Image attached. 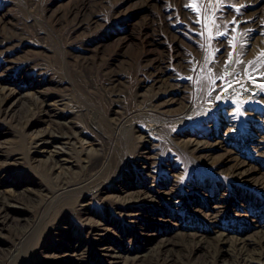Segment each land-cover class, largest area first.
I'll return each mask as SVG.
<instances>
[{
    "label": "rangeland",
    "instance_id": "obj_1",
    "mask_svg": "<svg viewBox=\"0 0 264 264\" xmlns=\"http://www.w3.org/2000/svg\"><path fill=\"white\" fill-rule=\"evenodd\" d=\"M257 90L264 97V0H0V195L22 200L13 209L18 220L37 219L7 264H61L52 255L72 246L88 254L85 264H122L102 248L135 256L191 232L203 234L197 259L221 238L253 246L264 232V191L254 184L264 173ZM37 98L46 101L29 112ZM147 109L169 119L158 123L159 135ZM49 118L73 125L86 147L117 162L107 189L77 186L73 196L39 205L36 189L87 172L86 155L65 153L59 167L32 143ZM229 123L237 124L232 132ZM138 126L145 142L136 139ZM197 134L204 142L187 148ZM236 157L259 168L250 184L214 166ZM134 191L146 198L123 207L129 200L120 196ZM14 222L0 225V253L32 226ZM97 233L106 243H94Z\"/></svg>",
    "mask_w": 264,
    "mask_h": 264
},
{
    "label": "bare ground",
    "instance_id": "obj_2",
    "mask_svg": "<svg viewBox=\"0 0 264 264\" xmlns=\"http://www.w3.org/2000/svg\"><path fill=\"white\" fill-rule=\"evenodd\" d=\"M163 70L164 68H160V73H163ZM233 92H234L233 94L231 93L232 96H234L236 91L233 90ZM243 92L246 93L245 91ZM236 94L238 95V93ZM254 94H256L255 97H253L254 102H256L257 104L264 103V97H262L259 91L258 93L254 92ZM251 96L253 95L251 94ZM215 97L217 98V96ZM220 98H223V96ZM227 98L229 97L227 96ZM253 98L250 99L252 100V102H253ZM33 101L34 102L28 104L29 112H33L35 109H38L40 105H43L46 100L37 98V101L36 99ZM192 106L194 107L193 103L183 112L187 110L188 112H192L193 111ZM191 109L192 111H190ZM231 112L232 115H234L233 113L234 111L231 110ZM143 113L146 115L145 119H149L148 121L150 122H155L153 126H150V132L153 134L155 131L156 134L159 135L161 131V126H159L158 123L160 121H162L163 123H167L169 119L167 117L160 118L158 116H155L154 112L148 109L146 111L143 110ZM255 116L260 117V115L251 114L248 115L246 118L249 119ZM48 121H50L49 125H47L42 132L36 134L31 138L32 143L34 145L39 146L41 149L43 148V150L47 152L49 151L48 157L52 158L55 164H57L59 167L65 165V163L63 164V160H62L63 155L65 153L68 154L73 153L78 160H80L81 154L86 155L85 157L86 165L84 168L87 170V172L86 173L84 172L82 176H80L75 180L60 179L58 182H56L53 185L46 186L38 190L36 189L35 192L43 196L42 198H40L39 205L47 202L48 199L52 198L54 195L55 197L62 196L64 194H69V196H73L71 195V192L76 191L74 189L77 186H81L82 188L85 187L86 189L94 186L95 188H98V191L107 189L106 186H102V185L108 182L107 180H109V173L113 170V168L114 167L118 168L116 165L117 162L116 161L113 162L110 155H108V153H105L102 147L100 149L95 148L94 145H92L90 148L86 147L89 140L87 138L82 139L80 137L81 133L75 130L73 125H64L59 122L52 121L51 118H49ZM119 124H122L121 119L119 120ZM28 125L30 126V124ZM123 125L124 124L121 125V128ZM132 125L133 123L126 126V128L132 131L134 129ZM228 127L229 128L227 130L229 132H232L237 127V124L229 123ZM138 128L139 129L136 130V132H140V131L145 132L144 130H142L143 128H141L140 126H138ZM141 132L136 136V139H138L140 142L142 141L145 142V140L143 139L145 133H141ZM259 136H260V140H264V132H262V134ZM199 138L200 137L197 134V135H193L190 139H188V141H186L187 148H196L197 146H200L204 141L199 140ZM77 143H81L79 149H77L75 146ZM69 147L72 151H68L70 150ZM139 149H140V145L136 144L134 154H136L135 157L138 159L141 158L142 156L137 153ZM191 160L194 159L191 158ZM195 165L197 167L199 166L197 164ZM214 166L216 167L217 170H220L219 172L227 173L226 177L227 176L236 177L238 180H241V182L244 184L245 183L250 184L251 182L250 180H252L253 178L252 176L254 175L253 173L259 171V168L254 163L247 162L246 160L238 159L237 157L235 159L234 164H228V162L225 163L222 162L221 164L220 163L214 164ZM187 168L188 165L186 164L184 171L182 172H185ZM119 169L115 173H113L112 178L117 175ZM122 171L123 170L121 164V172ZM254 184L261 185V190L264 191V173L261 174V178L254 181ZM84 192H85L84 190L83 191L81 190L80 195ZM171 195H173V193H171ZM120 198H122L124 201L129 200L128 203L123 205V207H128L129 203L133 201L139 202L140 199L146 197L144 193H141L140 191H134L131 192L130 195L126 196L125 199L124 196H120ZM20 202H22L20 198L5 194L0 195V225L7 224L9 221H14V220H15L14 223H17V225L19 226L26 225V222L28 223L27 224L28 226L29 224L32 225L30 229L22 230L21 228H19V230L15 233V240L13 244L14 250L12 251V249H10L7 253H0V264H7L8 259H12L10 260L11 262L15 259L16 256H18L17 251H19V249H21L27 243V239L29 238V236L31 237L32 234V229H33L32 227L36 224L37 219L35 220V222L32 221L29 222V220L26 219L18 220V218L14 216L13 209L18 204H20ZM192 211L194 213H197L199 210L193 209ZM19 221H21L20 224L18 223ZM38 222L39 221H37V224ZM257 222L260 223L261 219H257ZM96 235H98L95 236L96 238H94V243L96 245L100 243H106L107 240L105 239V236L103 234L97 233ZM147 235L148 233L146 234V236ZM202 236H203L202 233L191 232L190 234L185 235L184 238L181 240V242L172 243L173 246L171 247H167L168 243L166 242L169 240L161 241L159 242V244H157V248H155V250H153L152 252L150 253L143 252L142 254H137L135 256H131L130 253L128 252L121 253L123 251L119 252L115 248L110 246L102 249L105 251V253L103 254L104 256L111 257L114 260L116 259L124 260L122 264H264V232L261 234L258 240H255L253 246L247 243L246 240L243 238H237L234 240L228 238H221L219 242L220 245L216 244L215 246H213L214 247L213 250L207 249L206 254L203 257L197 259L196 257H194L195 256L194 253L201 246L198 245L200 242H197L198 240L196 238ZM216 249H217V254L215 252ZM83 250L84 249H82L79 246H72V247H67V249L63 250L61 254H53L52 256L61 259L63 261V262L61 261V264L63 263L85 264L87 262L84 261L85 259H87L88 254ZM15 251L17 253H15ZM222 257H228L229 261L227 260L225 261ZM17 259H20V257H17Z\"/></svg>",
    "mask_w": 264,
    "mask_h": 264
}]
</instances>
